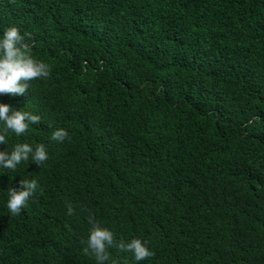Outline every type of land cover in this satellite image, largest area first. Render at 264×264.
Returning <instances> with one entry per match:
<instances>
[{
    "label": "trees",
    "instance_id": "obj_1",
    "mask_svg": "<svg viewBox=\"0 0 264 264\" xmlns=\"http://www.w3.org/2000/svg\"><path fill=\"white\" fill-rule=\"evenodd\" d=\"M13 24L51 72L0 94L42 118L7 147L49 156L0 169V264H97L90 216L154 252L105 264H264V0H0Z\"/></svg>",
    "mask_w": 264,
    "mask_h": 264
},
{
    "label": "clouds",
    "instance_id": "obj_2",
    "mask_svg": "<svg viewBox=\"0 0 264 264\" xmlns=\"http://www.w3.org/2000/svg\"><path fill=\"white\" fill-rule=\"evenodd\" d=\"M19 26L13 24L0 30V94L10 96L24 95L29 90V82L35 78L50 75L51 67L43 60L32 55L26 37ZM41 116L29 111H22L7 102L0 101V169H17L22 161H32L42 165L48 159L49 153L44 143L20 142L7 147L9 131L21 136L29 130L30 125H38ZM69 137V132L63 127L52 131L50 139L63 142ZM20 187H10L6 201L7 209L11 215L20 214L34 196L38 181L33 179H20ZM73 211L69 205L68 212ZM89 229L86 246L83 252L93 256L97 264H105L110 259L109 248L115 246L125 252H130L136 262L145 260L154 255L147 246V241L133 237L127 241L115 240L114 232L101 224L94 217H89Z\"/></svg>",
    "mask_w": 264,
    "mask_h": 264
}]
</instances>
